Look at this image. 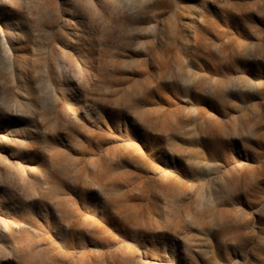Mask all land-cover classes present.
<instances>
[{
    "label": "rangeland",
    "instance_id": "rangeland-1",
    "mask_svg": "<svg viewBox=\"0 0 264 264\" xmlns=\"http://www.w3.org/2000/svg\"><path fill=\"white\" fill-rule=\"evenodd\" d=\"M0 264H264V0H0Z\"/></svg>",
    "mask_w": 264,
    "mask_h": 264
}]
</instances>
